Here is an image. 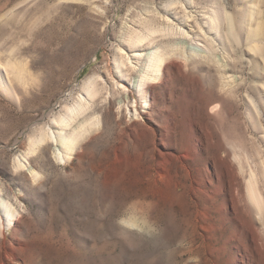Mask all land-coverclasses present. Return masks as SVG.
Instances as JSON below:
<instances>
[{"label": "rangeland", "instance_id": "374dc122", "mask_svg": "<svg viewBox=\"0 0 264 264\" xmlns=\"http://www.w3.org/2000/svg\"><path fill=\"white\" fill-rule=\"evenodd\" d=\"M0 204V264H264V0H0Z\"/></svg>", "mask_w": 264, "mask_h": 264}, {"label": "bare ground", "instance_id": "6f19581e", "mask_svg": "<svg viewBox=\"0 0 264 264\" xmlns=\"http://www.w3.org/2000/svg\"><path fill=\"white\" fill-rule=\"evenodd\" d=\"M142 40H144V38H137L135 41L136 43H138V46H143L142 44ZM141 42V43H140ZM149 43V42H146ZM150 44V43H149ZM140 55V54H139ZM144 56H146L145 59V63L141 68H136L135 65H133V67H128V71H131V73H133V71L136 69V73H137V79L133 80V87L135 86V88L138 90L139 94H141V96L143 95L144 97V93L146 91V88L149 86V84L159 81L160 80V75H161V71L162 68L165 65V61L167 59L166 56H164L161 52H159L157 49L155 50H150L146 53H144ZM169 56V55H167ZM126 66V65H125ZM117 68V67H116ZM121 67H118V75L122 78V73H121ZM131 92V90H130ZM144 101L146 102V100L144 99ZM81 104H77L76 107H72L70 108L71 113L75 112L78 110V107H80ZM55 123L59 126L61 125H66L67 124V116L65 114H63L59 119L55 120ZM50 135L52 138H54V132L51 131ZM44 137H42L43 140ZM61 138V142L63 144H65L67 150L65 151V154L68 156L72 150H73V144L75 143V140L77 138V136H72L68 139L64 138L63 136L60 137ZM59 158L61 160L64 159V154L61 153L60 151L58 152ZM247 193L249 195V197L253 200L252 202L255 203L257 205V207H260V197L259 195H257L255 188H253V182L249 179L247 181ZM1 205V204H0ZM3 212L5 213V218L2 216V214L0 213V234H2L4 232L5 228H8L10 226H12V221L13 218H15L14 216L17 214L15 209L11 210L9 208V206L7 205H3Z\"/></svg>", "mask_w": 264, "mask_h": 264}]
</instances>
